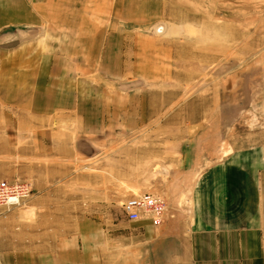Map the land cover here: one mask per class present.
<instances>
[{
  "label": "rangeland",
  "instance_id": "rangeland-1",
  "mask_svg": "<svg viewBox=\"0 0 264 264\" xmlns=\"http://www.w3.org/2000/svg\"><path fill=\"white\" fill-rule=\"evenodd\" d=\"M50 1L63 7L60 14L36 27L0 29L1 59L19 54L23 61L35 58L38 67L42 55L74 53L80 37L87 54L88 44L115 26L117 56L125 63L113 77L93 72L96 63H79L80 95L99 98L100 120L112 110L123 119L131 108L138 113L131 121L138 123L139 114L143 121L75 147L69 114L53 112V123H34L0 106V181L30 190L20 206L0 207V252L13 264L34 258L38 264L44 249L67 236L69 248L85 250L97 264H149L168 220L179 218L186 229L189 189L198 174L237 148L264 145L258 143L264 134V0ZM152 5L154 16L143 22ZM115 8L121 11L113 17ZM131 19L138 30L128 29ZM91 84L99 93L88 90ZM196 138L199 156L190 171ZM142 193L164 203L156 227L123 216L122 203Z\"/></svg>",
  "mask_w": 264,
  "mask_h": 264
},
{
  "label": "crops",
  "instance_id": "crops-1",
  "mask_svg": "<svg viewBox=\"0 0 264 264\" xmlns=\"http://www.w3.org/2000/svg\"><path fill=\"white\" fill-rule=\"evenodd\" d=\"M43 2L41 5L38 0H0V29L36 27L46 22L44 17L47 15L60 14L63 9L52 6L50 0ZM154 9L153 5L147 8L146 13L151 14L145 15L143 22L154 16ZM119 11L120 8L118 11L115 8L113 17ZM133 12L124 10L121 13ZM132 20H129L128 29L138 30L141 25L133 24ZM75 29L83 30L80 24ZM114 29L115 26H111L102 40L98 38L99 42L89 43L91 48L87 47V54L83 53L84 42L80 37L79 40L77 38L78 49L75 47L74 53L73 50L68 54L64 51L52 54L51 58L42 55L38 67H33L35 58L23 61L19 54H12L7 60L1 59L3 51L0 47V106L6 105L22 112L34 123L41 120L46 123L48 119L49 123H53L52 117L57 115L53 112H58L60 118L69 114L75 130L73 135H76L75 147L83 142L96 143L103 137L112 136L115 127L140 124L143 121L140 114L138 123L131 121L133 112L138 115L131 108L123 112V119L117 120L118 112L112 110L109 118L100 120L99 98L85 99L80 95L83 88L75 78L79 71L83 72L78 65L82 62L96 63L92 66L93 72L104 77H113L121 62L125 63L117 56ZM129 52L132 54V51ZM46 79L48 85L41 88L42 80ZM73 80L75 82L71 84ZM88 90L94 94L101 89L91 84ZM127 111L129 119L125 120ZM49 133L50 136L56 134L52 130ZM47 134L45 132L44 136ZM66 135L67 132L62 134L64 138ZM194 141L193 157L188 155L189 159H194L188 165L190 171L197 164L200 150L198 138ZM261 142L264 144V134L259 136L258 143ZM204 149L206 151L207 148ZM222 158H226L224 162L198 174L189 189L190 209L186 229L181 226V219L168 220L161 229V238H157L153 251L147 256L149 264H264V145L250 150L237 148L231 156ZM146 222L152 227L148 220ZM89 227V224L82 225L83 230ZM165 244L171 246L166 248ZM71 247L68 246L67 236L61 237L44 249L43 261L38 264H97L88 259L89 254L85 250ZM0 254L3 256L0 264H13L4 256L9 253L3 251ZM33 254L35 251L30 255ZM165 255L171 257L166 259ZM35 260L28 264H37Z\"/></svg>",
  "mask_w": 264,
  "mask_h": 264
},
{
  "label": "built area",
  "instance_id": "built-area-1",
  "mask_svg": "<svg viewBox=\"0 0 264 264\" xmlns=\"http://www.w3.org/2000/svg\"><path fill=\"white\" fill-rule=\"evenodd\" d=\"M30 190L22 182L0 181V207L10 209L21 205L29 197ZM126 221L148 220L152 226L160 225L164 212L163 201L151 194L142 193L126 199L121 205Z\"/></svg>",
  "mask_w": 264,
  "mask_h": 264
},
{
  "label": "bare ground",
  "instance_id": "bare-ground-1",
  "mask_svg": "<svg viewBox=\"0 0 264 264\" xmlns=\"http://www.w3.org/2000/svg\"><path fill=\"white\" fill-rule=\"evenodd\" d=\"M137 196V195H136ZM23 202V201H22Z\"/></svg>",
  "mask_w": 264,
  "mask_h": 264
}]
</instances>
